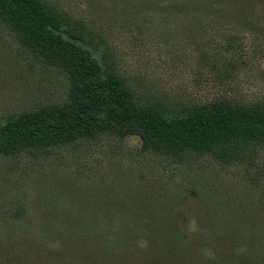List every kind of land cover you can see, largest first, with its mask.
<instances>
[{
    "label": "rangeland",
    "instance_id": "1",
    "mask_svg": "<svg viewBox=\"0 0 264 264\" xmlns=\"http://www.w3.org/2000/svg\"><path fill=\"white\" fill-rule=\"evenodd\" d=\"M46 1L102 38L144 97L175 110L264 100V0L233 22L151 0ZM67 87L0 24V119ZM0 243L19 264H264V144L228 162L144 152L136 136L0 156Z\"/></svg>",
    "mask_w": 264,
    "mask_h": 264
},
{
    "label": "trees",
    "instance_id": "2",
    "mask_svg": "<svg viewBox=\"0 0 264 264\" xmlns=\"http://www.w3.org/2000/svg\"><path fill=\"white\" fill-rule=\"evenodd\" d=\"M148 6L231 22L240 11L256 8L255 0H151ZM0 24L68 85L62 102L0 119V156L104 136H136L144 152L174 160L210 154L228 162L243 156L247 147L264 144V100L247 104L222 98L175 110L144 97L121 75L102 38L46 0H0ZM24 257L0 243V264H19Z\"/></svg>",
    "mask_w": 264,
    "mask_h": 264
}]
</instances>
